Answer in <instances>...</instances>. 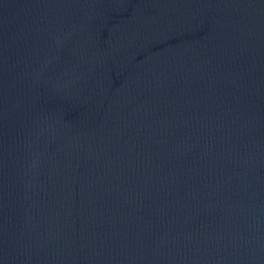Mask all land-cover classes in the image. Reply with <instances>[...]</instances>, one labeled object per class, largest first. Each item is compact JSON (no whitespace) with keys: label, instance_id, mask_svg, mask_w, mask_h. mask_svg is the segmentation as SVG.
Masks as SVG:
<instances>
[{"label":"water","instance_id":"obj_1","mask_svg":"<svg viewBox=\"0 0 264 264\" xmlns=\"http://www.w3.org/2000/svg\"><path fill=\"white\" fill-rule=\"evenodd\" d=\"M0 264H264V0H0Z\"/></svg>","mask_w":264,"mask_h":264}]
</instances>
